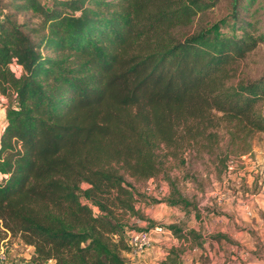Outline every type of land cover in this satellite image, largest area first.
Masks as SVG:
<instances>
[{
  "label": "trees",
  "instance_id": "trees-1",
  "mask_svg": "<svg viewBox=\"0 0 264 264\" xmlns=\"http://www.w3.org/2000/svg\"><path fill=\"white\" fill-rule=\"evenodd\" d=\"M217 3L0 0V94L9 101L0 247L19 237L33 264H131L130 221L151 222L137 208L147 197L127 177L159 179L187 151L215 157L227 173L251 152L264 133V74L238 73L264 32L247 0H228L227 18L191 31ZM28 11L35 25L17 19ZM168 183L163 201L181 205ZM183 254L172 246L160 264H183Z\"/></svg>",
  "mask_w": 264,
  "mask_h": 264
},
{
  "label": "rangeland",
  "instance_id": "rangeland-1",
  "mask_svg": "<svg viewBox=\"0 0 264 264\" xmlns=\"http://www.w3.org/2000/svg\"><path fill=\"white\" fill-rule=\"evenodd\" d=\"M228 14V0H218L214 8L195 18L191 31L211 26ZM247 14L250 20H258L264 32V0H247ZM24 16L32 25L38 22L31 11L17 19L21 21ZM222 32L231 33L227 28ZM238 74L245 79L264 74V42L240 64ZM5 101L9 102L7 98ZM4 123L5 113L0 111L1 129ZM214 159L187 151L176 161L170 159L166 163L167 174L159 179L140 184L127 177L147 197L137 208L151 222L131 220L129 226L142 231L160 226L171 233L157 235L151 249L142 257L125 256L131 264H149L143 260L148 252L155 248V256L172 246L183 248L185 264H264V133L255 134L251 152L231 160L232 171L224 173ZM169 180L182 197L181 205L163 201L170 192ZM94 210L97 214V209ZM169 225H176L184 234L195 233L199 238L193 240L191 235L192 241L179 240L167 228ZM221 234L227 239L213 238ZM6 245L7 264H33L30 252L19 237L11 238ZM160 257L156 256L153 263L160 264Z\"/></svg>",
  "mask_w": 264,
  "mask_h": 264
},
{
  "label": "built area",
  "instance_id": "built-area-1",
  "mask_svg": "<svg viewBox=\"0 0 264 264\" xmlns=\"http://www.w3.org/2000/svg\"><path fill=\"white\" fill-rule=\"evenodd\" d=\"M16 71H20V68L17 66L15 68ZM6 98L0 94V111L6 112V108L8 103H6ZM0 128V132H1ZM233 170L232 161H230V165H228V172ZM249 215L251 213L249 212ZM170 235L171 233H167V230L163 227L156 226L154 230L150 231H141V230H134L129 234L128 237V245L130 247L129 253L134 256H142L146 254L147 251L151 249L154 244L153 235ZM25 245V244H24ZM7 246V245H6ZM6 246L0 247V264H7V256H6ZM27 251L30 252L32 256L33 248L31 246L25 245Z\"/></svg>",
  "mask_w": 264,
  "mask_h": 264
},
{
  "label": "crops",
  "instance_id": "crops-1",
  "mask_svg": "<svg viewBox=\"0 0 264 264\" xmlns=\"http://www.w3.org/2000/svg\"><path fill=\"white\" fill-rule=\"evenodd\" d=\"M221 235H224V234H221ZM157 236L156 235H153V238H154V241H155V238H156ZM155 252V248L153 249V252H148L147 253V255H145L144 256V259L143 260H145L147 263H149V264H154L153 263V261H154V259H156V256H161L160 257V263L163 261V260H165V258H166V255H167V250L165 249L164 250V252H162L161 254H159V255H155L154 256V253ZM156 253H158V252H156ZM211 254H209V257H211L210 256ZM124 256H126V257H128L129 259H134V258H136V257H140V256H134V255H131L129 252L128 253H125L124 254ZM142 257V256H141ZM184 259V257L182 258V260ZM184 263V262H183ZM185 264V263H184Z\"/></svg>",
  "mask_w": 264,
  "mask_h": 264
}]
</instances>
